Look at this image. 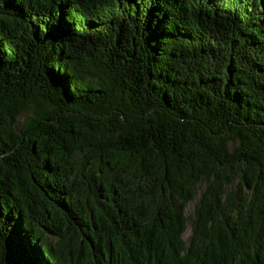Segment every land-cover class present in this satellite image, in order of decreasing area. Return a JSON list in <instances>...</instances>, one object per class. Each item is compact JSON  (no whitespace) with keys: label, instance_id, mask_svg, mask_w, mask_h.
Listing matches in <instances>:
<instances>
[{"label":"trees","instance_id":"1","mask_svg":"<svg viewBox=\"0 0 264 264\" xmlns=\"http://www.w3.org/2000/svg\"><path fill=\"white\" fill-rule=\"evenodd\" d=\"M0 264H264V0H0Z\"/></svg>","mask_w":264,"mask_h":264},{"label":"rangeland","instance_id":"2","mask_svg":"<svg viewBox=\"0 0 264 264\" xmlns=\"http://www.w3.org/2000/svg\"><path fill=\"white\" fill-rule=\"evenodd\" d=\"M24 119H25V116H22V117L20 118L21 121L24 120ZM191 212H192V205H190V206L187 208V213L190 214ZM189 234H190V231L187 233L186 237L189 236Z\"/></svg>","mask_w":264,"mask_h":264}]
</instances>
